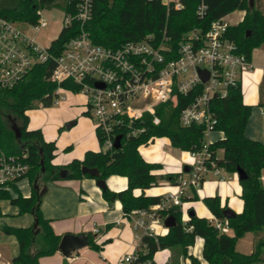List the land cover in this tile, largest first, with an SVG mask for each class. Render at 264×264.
Here are the masks:
<instances>
[{
    "label": "trees",
    "instance_id": "16d2710c",
    "mask_svg": "<svg viewBox=\"0 0 264 264\" xmlns=\"http://www.w3.org/2000/svg\"><path fill=\"white\" fill-rule=\"evenodd\" d=\"M206 10L202 18L196 14L199 0H181L184 8L175 10L170 4L165 6L161 0H93L91 19L85 30L91 42L109 49H116L125 42L141 41L146 35L156 39L165 36L173 46H178L182 35L193 29H206L209 24L227 16L234 11L244 12V17L237 25L229 26L225 36L233 41L239 53L248 59L254 48L264 45V0H202ZM250 1L252 6L250 7ZM67 9V0H0V19L15 22L36 24L37 12L43 9ZM74 34L73 27L65 29L52 43L51 51L57 55L61 47ZM57 47V50H55ZM53 69V63L47 62L35 66L32 71L14 88L0 90V150L6 155H18L26 152L29 171L25 178L31 186L35 179L41 187L47 182L59 180H79L89 178L82 175L81 168L97 169L98 179L105 180L110 176H121L127 179V186L119 192L102 190V197L109 205L118 201L121 204L123 216L132 212L148 209L157 205L161 196H148L145 190L159 187L162 183L178 186L185 175L178 173H158L161 165L145 161L138 148L146 145L148 140L166 138L170 145L181 152H201L205 145L204 126L189 125L183 127L179 123V113L192 99V95L179 96L178 104L159 106L155 115L159 124L153 125L149 114L133 124L135 129H143L136 136L129 135L125 125L115 133L120 136V147L103 151L101 135L95 131L99 150L84 152L81 159H72L69 163L56 166L51 162L55 158L56 146L52 141H45L41 130H29L27 112L33 108L34 102H40L44 107L54 103L55 83L48 80ZM62 86L70 87L74 92L78 88L70 83ZM2 108L8 114L4 115ZM210 112L215 120L212 132H220L223 138L208 143L206 148L209 158L204 161L208 170L220 169L227 174L236 173L240 168L246 178L239 181L242 210L231 219H225L218 196L202 199L210 214L218 221L225 223L231 235L222 233L204 217H197L192 207L187 209L188 221H180V212L173 213L176 226L168 229L159 237L156 245L143 241L135 251L136 259L132 264L153 262V256L158 250L167 249L178 257L188 259L190 264H202L194 256L188 254L195 239L203 241L201 257L204 264H264V188L260 185V173L264 170V142L248 139L245 127L251 114V107L243 104L240 84L227 89L226 95L215 97L210 102ZM87 114V112L85 111ZM10 115V116H9ZM7 116L18 123L20 139L15 138ZM12 116V117H11ZM6 117V118H4ZM221 151L222 156L217 157ZM41 162L43 164H41ZM44 172H41V168ZM64 171L65 177H60ZM202 180L201 182H203ZM135 191H139L135 195ZM10 192L16 194L12 197ZM0 200L8 201L18 208L19 214L28 213L33 218L29 228H14L4 225L1 232L14 236L18 243V254L11 259V264H38V259L50 256L58 251L61 236L56 235L50 221L40 213L41 197L31 187V194L23 197L16 184L0 189ZM194 189H189L187 195L181 197L182 203L197 202ZM170 211L162 212L169 215ZM245 233H253V249L248 255L235 250V244ZM90 249L98 251L100 247L86 235ZM145 247H144V246Z\"/></svg>",
    "mask_w": 264,
    "mask_h": 264
},
{
    "label": "built area",
    "instance_id": "2783aa9c",
    "mask_svg": "<svg viewBox=\"0 0 264 264\" xmlns=\"http://www.w3.org/2000/svg\"><path fill=\"white\" fill-rule=\"evenodd\" d=\"M67 1V9L61 10L60 31L46 45L38 43L33 35L47 26L40 16L41 10L37 12L36 24L0 19V90L16 87L35 66L52 62L53 69L48 80L57 85L53 104L64 100L65 94L81 95L85 99L87 115L102 137L103 151L114 149L115 133L123 125L129 135L136 136L143 129H135L133 124L144 115H151L152 124L158 125L157 107L166 104L176 107L179 96L192 95L179 113V123L183 127L204 126L205 145L202 151L189 153L194 162L190 172L184 174V179L178 184L175 194L161 196L157 205L124 216L135 233L137 249L145 240L157 245L159 237L166 233H160L156 228L160 226L167 231L163 221L168 215L163 216L162 212L178 206L180 221L185 224L189 219L188 208L184 207L181 197L187 195L189 189L196 190L208 174L217 176L222 171L216 168L208 170L204 165L210 157L206 137L215 124L210 102L214 95L223 97L229 87L240 84L242 76L251 68L250 61L225 36L227 28L233 26L226 21V16L211 22L204 30L186 32L176 47L165 36L156 39L149 34L141 41L125 42L116 49H109L93 44L85 30L91 19L93 0ZM161 2L165 6L171 4L175 10L184 8L181 0ZM205 10L203 1L199 0L197 16L202 18ZM70 27H73L74 34L54 55L52 43ZM199 70L207 73L205 82L200 80ZM64 83H70L78 91L62 86ZM155 141L156 138L150 139L139 148ZM27 159L26 152L6 155L0 150V189L25 179L29 171ZM207 220L220 232L228 233L225 223L213 216ZM156 254L160 255L158 263L167 262V249L158 250ZM135 259L134 252L124 257L123 263L132 264Z\"/></svg>",
    "mask_w": 264,
    "mask_h": 264
},
{
    "label": "crops",
    "instance_id": "0c3cea01",
    "mask_svg": "<svg viewBox=\"0 0 264 264\" xmlns=\"http://www.w3.org/2000/svg\"><path fill=\"white\" fill-rule=\"evenodd\" d=\"M249 61L251 68L242 76L240 81L243 104L251 107V114L244 134L250 140L264 142V45L251 51ZM221 138H223L222 133L211 132L206 137V142L211 143ZM159 139H165L169 143L166 138ZM151 145L140 147L139 153L145 161L161 165L162 168L158 173H178L181 172L184 165H188L184 164L183 159L177 156H169L168 163L162 164L159 157H153L146 152ZM221 156L222 152L218 151L217 157L220 158ZM77 158L81 159V156ZM51 164L55 165L52 162ZM188 166L191 168V165ZM222 174L228 176V182H224L226 178ZM229 175H236V173L227 174L221 171L217 176L213 175L218 178L219 183L217 184H205V179L200 185L201 191H196L198 201L185 203L184 207H192L197 217L209 218L212 215L203 204L202 199L218 196L221 206H226L235 214L240 213L242 202L239 198L241 191L239 181L237 178L231 180ZM104 181L106 188L115 193L124 190L127 186V179L121 176H110ZM259 181L261 187L264 188V170H261ZM95 182L96 180L89 178L47 182L44 184L46 192L41 197L40 213L44 219L50 221L52 230L56 235L61 237L65 234L90 235L100 249L94 251L86 245L73 251L68 257H64L57 251L50 256L40 257L38 264H115L118 257L127 251L128 245L126 244L132 238L131 225L123 216L121 204L118 201L111 205L105 202L102 197V190L97 187ZM20 187L23 189V192L20 193L23 197H28L31 194L32 186L27 178L16 183L19 192ZM173 188L176 190H171ZM176 192L177 186L162 183L159 187L145 190L144 194L164 196ZM139 193V191H135V195ZM10 194L12 197L16 196L14 192H10ZM10 206L13 208L12 211H10ZM10 206L5 208L4 218L0 222V264H11V259L18 254L17 240L14 236L3 234L1 232L2 227L6 225L14 228H29L33 224V218L30 214H19L17 207ZM0 215H2L1 212ZM156 229L163 234L167 232L160 226ZM96 230L98 233H95ZM227 234L231 235V232L228 231ZM244 238L246 241L240 243ZM253 239V233H245L240 240L238 239L239 241L237 240L235 250L241 254H250L253 249ZM135 242L136 250L137 241ZM237 244L241 249L238 250ZM202 245V239L197 237L194 246L189 247L187 252L204 264L201 257ZM194 250L197 251L195 255L193 254ZM183 263L190 264L188 259L181 257L180 264Z\"/></svg>",
    "mask_w": 264,
    "mask_h": 264
},
{
    "label": "rangeland",
    "instance_id": "374dc122",
    "mask_svg": "<svg viewBox=\"0 0 264 264\" xmlns=\"http://www.w3.org/2000/svg\"><path fill=\"white\" fill-rule=\"evenodd\" d=\"M57 1L59 2L61 0ZM40 16L47 22V26L33 35L35 36L38 43L46 45L48 41L57 36L58 32L60 31L62 13L61 9L54 7L51 9L41 10ZM243 17L244 15L241 11H234L226 16V21L229 22L230 25H237L242 21ZM20 27L25 30L27 29L22 25H20ZM64 96V100H59L57 104H53L50 107H44L40 102L36 101L34 102L33 108L26 113L29 117L28 129L41 130L45 141H52L55 143L56 152L52 163L60 166L69 163L72 159H75L78 156H81L82 158L86 150H99V144L95 134V124L85 113V99L79 94H65ZM2 112L4 115L8 114L5 108H2ZM71 122H74L75 124L68 129L66 124ZM17 126L19 127L18 123ZM146 152L151 154L153 157H159L162 164L168 163L169 156L181 157L183 159V163L188 165H191L194 162L193 158L188 152H181L173 148L165 139L156 140ZM222 176L226 178L224 182H228V176L225 174H222ZM229 177L231 180L237 178L236 175H229ZM205 179V184L219 183L217 181L218 178L214 177L212 174H208ZM171 190L175 191L176 189L173 188ZM196 191L200 192L201 187L199 186L195 192ZM22 192L23 189L20 187V193ZM9 206L10 205L8 202L0 200V212L2 214L0 215V222L4 218L3 215L5 208ZM12 210L13 208L11 207L10 211ZM131 234L132 238L128 244H126L128 245L127 251L121 257H118L115 264H124V257L132 255L135 252L134 246L136 244V239L133 230ZM245 239L246 238H244L240 243H244L246 241ZM122 247L125 248V246ZM239 247L240 246L237 244L238 250L241 249ZM168 251L169 257L165 264H174L178 251L176 249L174 250V253H171L170 250ZM196 253L197 251L194 250L193 254L195 255ZM180 258L181 257H178V264H180ZM159 260V254L153 256L154 264H162L158 263Z\"/></svg>",
    "mask_w": 264,
    "mask_h": 264
},
{
    "label": "water",
    "instance_id": "95a60500",
    "mask_svg": "<svg viewBox=\"0 0 264 264\" xmlns=\"http://www.w3.org/2000/svg\"><path fill=\"white\" fill-rule=\"evenodd\" d=\"M251 6H252V1H250V7ZM198 75H199V78L202 82H205L208 78L207 73L203 70H199ZM215 97H216V95H214V98ZM7 120L9 121V123L11 125V130L14 132L15 138L19 140L21 133H20V129L16 125L15 120L10 118L9 116H7ZM74 124H75L74 122L68 123V124H66V127L69 129ZM120 140H121L120 136L115 137L114 143H113V148L115 150L120 147ZM41 164H43V163L41 162ZM190 170H191V168L188 165H184L182 167L181 172L183 174H188L190 172ZM41 172H44L43 167L41 168ZM81 173H82V175H89L93 178H97V180L95 182L97 187L100 188L101 190L106 189L105 181L98 179L99 173H98L97 169H89L86 167H82ZM65 174L66 173L64 171H62L60 173V177H62V178L65 177ZM236 175H237L238 181H242L246 178L245 172L243 170H241L240 168L237 169ZM32 188L37 191L39 197H42L46 192V186L43 185L42 187H40L39 184L37 183V179L34 180ZM169 211H170V214L163 221V225L167 230L176 226V218L173 215V213L180 212V208L178 206H173L170 208ZM193 214H195V212L191 211L190 215H193ZM222 215L225 219H231L235 216V213H233V211H231L230 209L226 208L222 211ZM87 244H88L87 237L84 236L83 234H79V235L65 234L60 239V242L58 245V251L64 257H68L73 251L78 250V249L86 246Z\"/></svg>",
    "mask_w": 264,
    "mask_h": 264
}]
</instances>
